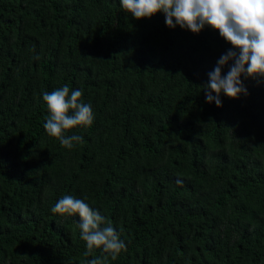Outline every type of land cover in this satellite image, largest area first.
I'll list each match as a JSON object with an SVG mask.
<instances>
[{
  "label": "trees",
  "instance_id": "1",
  "mask_svg": "<svg viewBox=\"0 0 264 264\" xmlns=\"http://www.w3.org/2000/svg\"><path fill=\"white\" fill-rule=\"evenodd\" d=\"M230 49L120 0H0V264L102 255L51 212L67 195L126 243L107 264H264V79L220 107L203 88ZM64 86L94 115L71 149L44 128L43 93Z\"/></svg>",
  "mask_w": 264,
  "mask_h": 264
},
{
  "label": "clouds",
  "instance_id": "2",
  "mask_svg": "<svg viewBox=\"0 0 264 264\" xmlns=\"http://www.w3.org/2000/svg\"><path fill=\"white\" fill-rule=\"evenodd\" d=\"M120 5L137 20L163 12L170 28L179 25L182 29L199 33L207 25L238 50H228L208 73L209 81L203 86L208 103L215 101L217 107L222 106L221 93L232 99L247 95L242 75L264 79V0H120ZM229 61L232 62L230 65ZM225 65H229V70L222 76ZM69 93V87L64 86L43 93V101L50 114L44 124L46 132L56 137L62 147L71 149L82 143L83 137L66 136L65 131L74 126H91L94 115L90 104L80 102L81 90ZM51 212L69 216L78 214L80 237L86 242L85 256L94 248L102 249V255L92 258L88 264H107L109 256L115 260L121 251L126 250V243L116 229L110 225L101 227L105 224V217L84 200L64 196Z\"/></svg>",
  "mask_w": 264,
  "mask_h": 264
},
{
  "label": "bare ground",
  "instance_id": "3",
  "mask_svg": "<svg viewBox=\"0 0 264 264\" xmlns=\"http://www.w3.org/2000/svg\"><path fill=\"white\" fill-rule=\"evenodd\" d=\"M79 191V190H78Z\"/></svg>",
  "mask_w": 264,
  "mask_h": 264
}]
</instances>
